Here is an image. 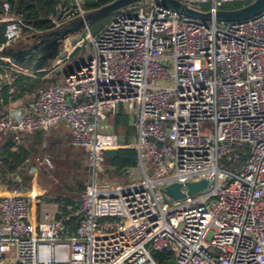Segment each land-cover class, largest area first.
I'll return each instance as SVG.
<instances>
[{
    "label": "built area",
    "instance_id": "obj_1",
    "mask_svg": "<svg viewBox=\"0 0 264 264\" xmlns=\"http://www.w3.org/2000/svg\"><path fill=\"white\" fill-rule=\"evenodd\" d=\"M85 1L60 0L51 31L84 18ZM176 1L215 14L245 0ZM0 20V50L22 42L24 18L4 0ZM73 36L63 41L67 57L45 71L71 59L84 42L73 46ZM86 37L91 58L0 118V141L47 137L66 124L72 146L87 152L79 207L57 206L34 221L30 199L9 188L0 200V264H159L154 254L163 252L169 264H264V12L213 23L149 0ZM25 73L33 75L10 63L0 80L11 85ZM120 111L136 130L138 164L123 172L128 183L111 184L105 151L123 144L110 123ZM203 122L213 134L202 133ZM40 167L54 165L38 157L31 174ZM202 180L210 187L189 194L187 184ZM174 183L183 198L165 194Z\"/></svg>",
    "mask_w": 264,
    "mask_h": 264
},
{
    "label": "trees",
    "instance_id": "obj_2",
    "mask_svg": "<svg viewBox=\"0 0 264 264\" xmlns=\"http://www.w3.org/2000/svg\"><path fill=\"white\" fill-rule=\"evenodd\" d=\"M12 5L14 14L23 16L25 27L24 34L31 37L38 33H50L52 24L48 20L49 16L56 13V8L60 5V0H4ZM115 0H96L92 3L86 1V10L94 11L103 6H106ZM254 0H245L240 3L232 4L231 6H224L226 10L240 8L244 5L250 4ZM6 22L0 20V37L3 38ZM63 30V29H62ZM37 42V41H34ZM10 63L0 60V75H4ZM73 71V66L68 65L62 72L58 71L54 74V78H47L48 71H42L34 74L35 76H28L24 74H14V81L11 85L5 81L0 83V118L8 114V105L18 100L30 98L35 96L39 90L50 87L54 84L63 83L66 75ZM13 89V93H10ZM110 123L113 125L116 133L125 132L126 138L136 134L135 128L129 125V116L123 111L110 118ZM120 135V134H119ZM137 135V134H136ZM17 136V135H15ZM8 136L0 141V177L6 178L13 173L20 174L21 182L17 179L14 181L5 180L9 188L18 187L26 191L23 194L31 199V212L38 214L39 206L38 199H43L50 202H55L60 206L73 204L76 209L79 207V201L75 199L74 193L79 195L84 191L89 179V169L86 166L85 176L83 180L77 182L76 189L67 188V191L73 195H62L56 198L50 197L47 194L46 174L43 170L46 168H39L37 174L31 176L28 170L35 165L36 158H33L35 149H40L43 152H49L53 157L57 156L65 146L68 140L72 144V134L68 130L65 123H60L56 128L52 129L50 134L45 137L43 132H36L32 135H25L28 144L26 145L19 137L22 136ZM56 139V140H55ZM87 156V152H83ZM246 152H244L242 163L245 161ZM138 164L137 149L132 147L130 143L123 142V144L116 148L107 149L105 151V166L107 172L112 178L118 179L120 182H127V178L123 176V172L127 169L135 168ZM234 167L233 165H229ZM22 190V189H21ZM28 190V191H27ZM3 197H0V200ZM33 215V214H32ZM39 216L36 215V218ZM38 221V220H37ZM75 228V219L73 221ZM154 257L159 264L173 263V257L170 253H155Z\"/></svg>",
    "mask_w": 264,
    "mask_h": 264
},
{
    "label": "water",
    "instance_id": "obj_3",
    "mask_svg": "<svg viewBox=\"0 0 264 264\" xmlns=\"http://www.w3.org/2000/svg\"><path fill=\"white\" fill-rule=\"evenodd\" d=\"M147 0H115L97 10L90 11L79 21L71 24L63 30H55L50 33L34 34L27 42H20L12 47H4L0 50V60L7 61L12 65L36 74L50 69L53 62L58 58L64 60L67 53L63 51V41L72 35L79 34L89 28L91 22L97 21L105 16L116 13L119 10ZM163 3L166 7L173 9L179 15L213 23H235L256 17L264 12V0H254L250 4L232 10H219L215 14L205 13L190 8L176 0H153ZM32 40V41H31ZM37 41V42H34ZM188 193L195 194L210 187L207 180L187 184ZM9 194L6 186L0 185V197ZM165 194L172 199L184 197L181 184H170L165 188ZM167 201H170L167 199Z\"/></svg>",
    "mask_w": 264,
    "mask_h": 264
},
{
    "label": "rangeland",
    "instance_id": "obj_4",
    "mask_svg": "<svg viewBox=\"0 0 264 264\" xmlns=\"http://www.w3.org/2000/svg\"><path fill=\"white\" fill-rule=\"evenodd\" d=\"M86 1H88V3H92L95 0H86ZM86 1H85V3H86ZM147 1H149V0H147ZM144 2L145 1L138 3V4H135V5H131V6L126 7V8H123L116 13L105 16V17H103L97 21L91 22L88 29H85L82 32H80L79 34L74 35L72 38V45L73 46H75L76 43L81 39H84V42L82 43L81 46H77V48L74 50L70 60L65 61L64 63H62V65H60L59 67H57L55 69L53 68V69L49 70L48 74H47V78H49V79L54 78L55 77L54 74L56 72H58V71L62 72L70 64L73 66V71L76 70L78 64L85 61L86 59L91 58L94 55V47L91 44V42L87 39V37H86L87 34L91 33L93 37H98L99 34L109 25L110 22L113 21V19L117 15L129 13L136 6H140ZM231 5L232 4L226 5V6H231ZM84 9L86 10L85 4H84ZM200 9L203 11H208L209 5H202L200 7ZM28 38H29V36L24 34L22 42H24V43L27 42ZM131 122H132V120L129 117V125L132 127ZM201 131H202V133H205V134H213L214 133V127L209 122H203L201 124ZM119 134L122 137L124 142L128 141V139L126 138L125 132H120ZM22 140L26 145L28 144L27 137H23ZM83 152H85V150L83 148L73 147L71 142H69L68 140L66 141L65 146L63 147L61 152L58 153V155L56 157L55 156L53 157L49 152H43L40 149H35V153H34L33 158H38V157L40 158V157L46 156L52 160L53 165H54L53 169L46 168V169H48V171L42 169L43 173L46 174V178L48 180L47 182H44V183L48 188L47 194L50 195V197L56 198V197H59L62 195L69 196L71 193H69L67 191V188L70 187V188L76 189L77 182L83 180L85 173H86L85 169L87 166L86 156ZM41 168H43V167H41ZM105 168H106V166H105ZM105 175L106 176L104 178L108 179V181L111 184L128 183L129 182V181L120 182L118 179L112 178L111 175L107 172V168H106ZM140 178H141V176L138 177L137 179L139 180ZM21 189H22V192L26 191L24 189V186ZM24 194H25V192H24ZM71 195H73V194H71ZM73 196H75L76 200H78V201L80 200L81 195L74 193Z\"/></svg>",
    "mask_w": 264,
    "mask_h": 264
},
{
    "label": "crops",
    "instance_id": "obj_5",
    "mask_svg": "<svg viewBox=\"0 0 264 264\" xmlns=\"http://www.w3.org/2000/svg\"><path fill=\"white\" fill-rule=\"evenodd\" d=\"M24 75H28V76H35L34 74L33 75H30V74H24ZM0 83H1V80H0ZM34 96H32V97H30V98H26V99H22V100H18V101H16V102H12V103H10L9 105H8V110L9 111H11V110H14V109H20V110H25L26 109V107H27V104H28V102L33 98ZM8 111V112H9ZM69 130V129H68ZM70 131V130H69ZM11 136V135H10ZM12 136H15V135H12ZM18 136V135H17ZM17 136H15V137H17ZM23 137H25V135H22V137H19L21 140H22V138ZM135 139H136V134L134 135V136H131L129 139H128V142L129 143H131L132 141H135ZM124 142V141H123ZM2 163H1V161H0V165H1ZM34 166V165H33ZM33 166H31L30 167V169L28 170V174L29 175H31V176H34V175H32L31 174V172H30V170H31V168L33 167ZM44 168V167H43ZM0 174H1V172H0ZM18 180V181H20L21 182V178H20V174H18V173H13V174H10V175H8L6 178H4V177H0V185H2V186H6L8 189H9V185H7V183L5 182V180H9V181H15V180ZM42 200V204H38V206H39V213L38 214H36V212L34 213H32L33 215V219H34V221H37V220H39L40 218H41V215L43 214V212H45V211H48V210H55L56 209V207L57 206H60L59 204H57V203H55V202H50V201H46V200H43V199H41ZM30 202H31V199H30ZM36 215H38L39 217L38 218H36Z\"/></svg>",
    "mask_w": 264,
    "mask_h": 264
}]
</instances>
